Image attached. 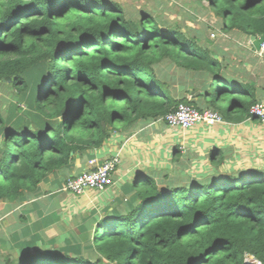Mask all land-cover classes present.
Listing matches in <instances>:
<instances>
[{
  "label": "trees",
  "instance_id": "obj_1",
  "mask_svg": "<svg viewBox=\"0 0 264 264\" xmlns=\"http://www.w3.org/2000/svg\"><path fill=\"white\" fill-rule=\"evenodd\" d=\"M195 1L206 3L226 38L264 34V0ZM219 53L153 7L0 0V85L16 98L0 104V201L25 200L113 132L158 120L179 102L224 121L245 118L257 98L228 76ZM170 68L188 74L192 96L205 105L171 93ZM157 183L137 182L131 203L105 211L83 247L23 253L5 264H264V170Z\"/></svg>",
  "mask_w": 264,
  "mask_h": 264
},
{
  "label": "crops",
  "instance_id": "obj_2",
  "mask_svg": "<svg viewBox=\"0 0 264 264\" xmlns=\"http://www.w3.org/2000/svg\"><path fill=\"white\" fill-rule=\"evenodd\" d=\"M217 47L228 76L250 85L257 102H264V49L255 51L249 37L238 39L235 50ZM187 76L174 68L167 71L171 93L205 105L192 96ZM113 155L119 156V163L105 190L76 194L63 189L68 178L88 169L89 160L101 162ZM251 168L264 170V120L248 114L238 122H197L186 129L155 120L129 132L115 131L87 157H76L48 174L25 200L0 201V264L23 253L83 247L92 238L96 220L105 211L130 204L137 194L134 185L146 177L158 186H179Z\"/></svg>",
  "mask_w": 264,
  "mask_h": 264
},
{
  "label": "rangeland",
  "instance_id": "obj_3",
  "mask_svg": "<svg viewBox=\"0 0 264 264\" xmlns=\"http://www.w3.org/2000/svg\"><path fill=\"white\" fill-rule=\"evenodd\" d=\"M124 7L129 12H134L140 8L152 7L166 20L178 24L183 29L191 28L200 32L208 41L221 48L225 47L235 50L237 37L234 34L222 35L219 22L214 17L212 11L206 7L205 2L195 0H111ZM213 34V36L211 35ZM214 89V88H213ZM14 90L0 85V104L6 107L9 102H14ZM221 109L223 103L218 102Z\"/></svg>",
  "mask_w": 264,
  "mask_h": 264
},
{
  "label": "built area",
  "instance_id": "obj_4",
  "mask_svg": "<svg viewBox=\"0 0 264 264\" xmlns=\"http://www.w3.org/2000/svg\"><path fill=\"white\" fill-rule=\"evenodd\" d=\"M213 36V34H211ZM264 49V40L260 45V50ZM249 118L264 120V102H256L251 105L248 111ZM168 126H176L182 129L191 127L197 122L213 124L222 122V116L211 109H198L189 103L179 102L173 111L166 113L160 119ZM119 163V156L113 155L98 162L91 159L88 162V169L81 171L78 175L68 178L63 189L80 194L87 189L103 191L113 183V173ZM252 260V259H251ZM254 261V260H252ZM259 264V263H257Z\"/></svg>",
  "mask_w": 264,
  "mask_h": 264
},
{
  "label": "water",
  "instance_id": "obj_5",
  "mask_svg": "<svg viewBox=\"0 0 264 264\" xmlns=\"http://www.w3.org/2000/svg\"><path fill=\"white\" fill-rule=\"evenodd\" d=\"M249 40L253 46V49L255 51H259L260 50V45L264 40V34H260V35H250L249 36Z\"/></svg>",
  "mask_w": 264,
  "mask_h": 264
}]
</instances>
